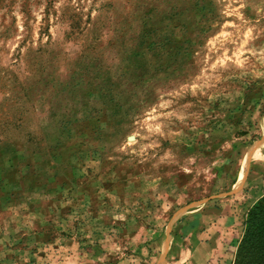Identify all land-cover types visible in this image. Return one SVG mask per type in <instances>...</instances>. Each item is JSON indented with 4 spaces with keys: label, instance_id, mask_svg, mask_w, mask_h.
<instances>
[{
    "label": "rangeland",
    "instance_id": "rangeland-1",
    "mask_svg": "<svg viewBox=\"0 0 264 264\" xmlns=\"http://www.w3.org/2000/svg\"><path fill=\"white\" fill-rule=\"evenodd\" d=\"M263 147L264 0H0V264H232Z\"/></svg>",
    "mask_w": 264,
    "mask_h": 264
},
{
    "label": "trees",
    "instance_id": "trees-1",
    "mask_svg": "<svg viewBox=\"0 0 264 264\" xmlns=\"http://www.w3.org/2000/svg\"><path fill=\"white\" fill-rule=\"evenodd\" d=\"M232 264H264V194L246 211Z\"/></svg>",
    "mask_w": 264,
    "mask_h": 264
},
{
    "label": "crops",
    "instance_id": "crops-1",
    "mask_svg": "<svg viewBox=\"0 0 264 264\" xmlns=\"http://www.w3.org/2000/svg\"><path fill=\"white\" fill-rule=\"evenodd\" d=\"M258 151H259V153H260L259 156H258L257 158H250V159H252V160H250V161H253V160H254L255 162H262V163L264 164V147H263L261 150H258ZM250 154H251V153H250ZM250 154H249V156H250ZM247 157H248V156H247ZM256 200H257V199H256ZM256 200H255V201H256ZM255 201H254V202H255ZM254 202H253V203H254ZM253 203H252V204H253ZM252 204H251V205H252ZM251 205H250V206H251ZM250 206H249V207H250ZM249 207H248V208H249ZM246 211H247V210H246ZM193 213H198V212H193ZM245 214H246V213H245ZM244 218H245V216H244ZM193 231H194V230H193ZM191 237L194 238V236H192V235H191ZM196 238H197V240H196L197 242L195 241V244H212L213 242H216V241H211L210 238H209L208 241L200 242V239H201V238L199 237V235H197ZM191 239H192V238H191ZM208 242H209V243H208ZM181 244H188V242L186 241V243L183 242V243H181ZM213 244H217V243H213ZM185 256H187L186 253H183V255H182L181 257H178V258L182 261L183 257L185 258Z\"/></svg>",
    "mask_w": 264,
    "mask_h": 264
}]
</instances>
